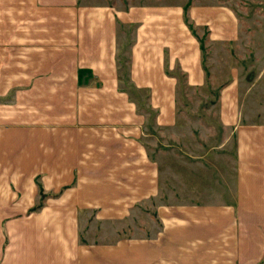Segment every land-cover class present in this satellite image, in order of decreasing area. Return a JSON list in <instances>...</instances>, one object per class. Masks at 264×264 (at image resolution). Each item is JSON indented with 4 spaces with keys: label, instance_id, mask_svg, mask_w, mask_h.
Instances as JSON below:
<instances>
[{
    "label": "crops",
    "instance_id": "crops-1",
    "mask_svg": "<svg viewBox=\"0 0 264 264\" xmlns=\"http://www.w3.org/2000/svg\"><path fill=\"white\" fill-rule=\"evenodd\" d=\"M134 7L122 11L118 0H0V163L18 166V179L40 176L51 192L34 219L9 224L2 229L6 236L0 227V264H165L171 256L217 264L219 241L231 245L233 254L264 256V120L250 106L263 91V72L244 92V114L253 121L245 118L246 124L230 129L235 149L226 163L230 202L211 207L200 221H193L195 207H163L162 237L155 240L83 242L78 213L90 210L102 220H116L155 194L154 161L143 144L149 127L144 109L154 112L156 128L173 127L176 114L175 82L166 68L178 58L163 49V36L190 45L177 55H188L180 67L189 76L204 75L181 9L144 8L138 17ZM126 21L130 27L141 21L127 54L118 52L121 41L118 47L116 42L118 24ZM122 59L129 62V84L144 92L137 97L145 99L143 109L123 91ZM80 69L90 74L81 83ZM259 84L260 92H254ZM0 207H10L4 186ZM221 212L226 221L214 216Z\"/></svg>",
    "mask_w": 264,
    "mask_h": 264
},
{
    "label": "rangeland",
    "instance_id": "rangeland-1",
    "mask_svg": "<svg viewBox=\"0 0 264 264\" xmlns=\"http://www.w3.org/2000/svg\"><path fill=\"white\" fill-rule=\"evenodd\" d=\"M130 5L135 6L133 10H138V17H141L144 8H153L154 11L181 9L182 21L191 37L188 41L198 46L204 75L202 79L199 74L196 77L194 74L189 76L180 67V59L188 55L181 53V58L177 55L182 50H188L190 45L183 42L179 45L177 40L173 41V36H163V49L169 57L175 55L178 58L172 69L166 68L175 82L176 114L173 127L156 128L151 124L152 116L150 118L144 109L149 127L144 128L148 134L143 144L149 158L154 161L155 194L116 220H102L90 210L78 213L79 232L85 244H103V241L107 244L114 242V238H118V243L131 238L155 240L162 237L163 207H195L197 217L193 221H200L201 218H207L209 214L206 212H210L211 207L230 202L231 191L226 188L227 184L233 183L226 180V163L231 162L235 151L230 129L235 124H246L245 118L250 119L247 122L253 121L251 115L244 114V100H247L244 99V92L249 82L253 84L261 72L264 79V0H118V9L122 11L129 12ZM140 22L137 21L135 27H130L127 21L118 24L117 47L118 38L121 41L118 52L123 50L129 53L127 50L132 45L131 40L135 38ZM126 54L121 58L125 60ZM137 54L142 55L143 52L138 51ZM128 64L122 59L119 64L120 75L128 73ZM18 71V67L12 65V76H17ZM249 74L252 80H249ZM252 89L260 92V84ZM261 89L260 97H256L250 106L256 114L259 110L263 121L264 86ZM143 93L139 90L135 92L138 98ZM9 95L5 100L9 99ZM260 117L254 120L258 121ZM4 166L9 170H5V180L2 179ZM15 168L18 166L0 163V187L10 189V207H0V227L4 236L3 228L6 231V227L13 222L34 219L38 214L36 212L51 198V192L46 191L49 187L40 176L31 180L28 178L32 177L29 173L18 179ZM25 192L34 195L25 197ZM28 198L33 200L30 205L26 202ZM216 215L220 222L227 220L225 213H214ZM6 242L7 237L3 245ZM255 247L260 253L259 245ZM230 248L231 245L219 241L218 255H213L218 257L217 264H264L263 255L259 260L253 257L249 259L245 253H231ZM232 257L234 260L226 262L227 258ZM197 260L202 262L199 258ZM173 263L189 264V261H174L172 256L165 261V264Z\"/></svg>",
    "mask_w": 264,
    "mask_h": 264
},
{
    "label": "trees",
    "instance_id": "trees-1",
    "mask_svg": "<svg viewBox=\"0 0 264 264\" xmlns=\"http://www.w3.org/2000/svg\"><path fill=\"white\" fill-rule=\"evenodd\" d=\"M121 69V68H120ZM90 74H89V70H85V69H80L78 70V79H79V82H83V79L89 77ZM119 81L120 83L122 84L123 86V91H125L126 93H128L130 96L134 97V99L136 100V103L138 104V107L139 109H143L145 108V99H139L137 101V94H135L136 91H138L137 89H135L134 86L130 85L129 84V80H128V77H127V74H122L119 76ZM147 113L149 114L150 118L152 116V120L155 116L154 113L150 112V110L147 108ZM148 116V118H149Z\"/></svg>",
    "mask_w": 264,
    "mask_h": 264
}]
</instances>
